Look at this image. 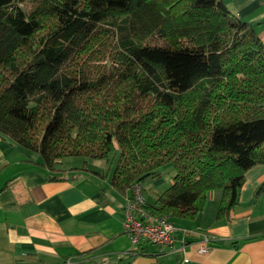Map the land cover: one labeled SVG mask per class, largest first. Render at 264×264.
Listing matches in <instances>:
<instances>
[{
	"label": "trees",
	"instance_id": "16d2710c",
	"mask_svg": "<svg viewBox=\"0 0 264 264\" xmlns=\"http://www.w3.org/2000/svg\"><path fill=\"white\" fill-rule=\"evenodd\" d=\"M0 138L50 173L108 161L124 196L171 164L148 214L193 220L217 191L229 218L264 164V46L222 0H0Z\"/></svg>",
	"mask_w": 264,
	"mask_h": 264
},
{
	"label": "crops",
	"instance_id": "0c3cea01",
	"mask_svg": "<svg viewBox=\"0 0 264 264\" xmlns=\"http://www.w3.org/2000/svg\"><path fill=\"white\" fill-rule=\"evenodd\" d=\"M222 1L264 46V0ZM67 159L57 164L58 174L50 173L38 156L0 138V264H264V195L254 196L264 164L245 172L229 218L215 220L220 193L211 191L195 219H170L174 240L162 249L130 243L124 195L111 185L108 162ZM171 181L143 182L145 203L153 204ZM202 233L215 239L206 254L197 252Z\"/></svg>",
	"mask_w": 264,
	"mask_h": 264
},
{
	"label": "built area",
	"instance_id": "2783aa9c",
	"mask_svg": "<svg viewBox=\"0 0 264 264\" xmlns=\"http://www.w3.org/2000/svg\"><path fill=\"white\" fill-rule=\"evenodd\" d=\"M142 186L136 184L124 196L123 230L132 245L152 244L159 248L171 247L176 228L167 216L150 215L144 209ZM186 234L191 233L186 231ZM199 254L209 252L215 241L211 236L202 233Z\"/></svg>",
	"mask_w": 264,
	"mask_h": 264
},
{
	"label": "rangeland",
	"instance_id": "374dc122",
	"mask_svg": "<svg viewBox=\"0 0 264 264\" xmlns=\"http://www.w3.org/2000/svg\"><path fill=\"white\" fill-rule=\"evenodd\" d=\"M19 6L21 7V8H23L24 10H28V9H30L31 8V6H32V2L31 1H25V2H22V3H20L19 4ZM70 161V159H67V161H65L64 162V164L65 165H68V162ZM89 162H91V163H89V164H93L94 166H98V164H99V161H97V160H89ZM108 162V161H107ZM78 164H80V163H78ZM112 165V163L110 164V166ZM109 166V165H108ZM160 171H161V173H162V180H172V176H173V174H174V168H173V166L171 165V164H168V165H165V166H163L162 168H160ZM59 172H57L56 174H58ZM145 190L147 191V193H149L148 192V190L147 189H145V188H142V192L144 193L145 192ZM145 194H146V192H145ZM144 194V195H145ZM172 221V220H171Z\"/></svg>",
	"mask_w": 264,
	"mask_h": 264
}]
</instances>
